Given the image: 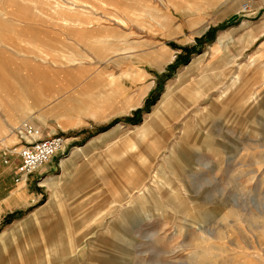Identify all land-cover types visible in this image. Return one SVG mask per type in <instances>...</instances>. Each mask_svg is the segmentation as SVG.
<instances>
[{"label": "rangeland", "instance_id": "1", "mask_svg": "<svg viewBox=\"0 0 264 264\" xmlns=\"http://www.w3.org/2000/svg\"><path fill=\"white\" fill-rule=\"evenodd\" d=\"M12 1L0 0V68L12 67L8 59L35 67L42 81L40 91L16 86L0 93V169L17 171L21 148L34 139L30 129L37 138L61 134L67 145L44 164L56 173L41 182V199L1 220L0 238L53 204L76 223L88 218L73 227L74 242L63 252L68 264H264V0H21L47 19ZM64 20L74 26L62 31ZM27 23L38 31H24ZM32 42L50 43L58 66L49 64L53 55L36 58ZM217 49L227 60L213 66L221 68L218 85L172 116L161 141L149 143L152 166L130 185L132 200L124 188L115 194L133 174L121 153L137 139L136 128L180 74L195 63L199 70L211 66ZM68 58L75 67L62 66ZM49 76L53 83L43 81ZM237 76L248 101L201 122ZM114 152L110 170L99 172ZM135 158L144 168L139 153ZM97 214L104 220L92 219Z\"/></svg>", "mask_w": 264, "mask_h": 264}, {"label": "crops", "instance_id": "2", "mask_svg": "<svg viewBox=\"0 0 264 264\" xmlns=\"http://www.w3.org/2000/svg\"><path fill=\"white\" fill-rule=\"evenodd\" d=\"M70 25L74 26L72 23ZM8 62L16 68L12 67L13 69L9 70L3 67L0 68V72H4L10 76L8 78L0 77V93H9L13 90V87L16 86L27 93L33 92L34 90L40 91L42 78L40 77L41 75H39V69L37 70L35 67L21 68L20 66H16V64L13 65L12 61L9 59ZM47 70H50V68ZM29 73L34 74L38 79L33 80L34 78L32 75H29ZM43 81L53 83L50 76ZM10 99L13 101L16 98L10 97ZM160 102L161 100L159 103ZM159 103L156 105L155 109L158 107ZM19 108L20 106L16 104V109L19 110ZM153 112L140 127L136 128V130L144 128ZM134 143L135 140L133 139L131 142L125 144L121 153L123 156L127 157L126 164L132 165L133 169L129 172L133 174L128 176L127 183L118 185L120 188L115 193L119 195L121 188H124L123 191L125 195L127 194V196H129L128 198L131 200L130 185L146 179L152 166V155L148 149L151 140L144 139L139 148H136ZM83 151V148L78 149L74 156L80 155ZM138 153L140 157L145 160L144 168L137 167L135 157ZM118 156L119 155L115 152L108 154L104 162L98 168V171L106 172L110 170L109 165L115 161ZM68 163L67 159H63V168H65ZM55 173L56 171L52 170V163L46 164L43 167H39L23 180L15 183L17 182L14 181L17 176L15 166L7 165L4 166L3 169H0V184L2 187L5 186L4 190L2 192L0 191V221L18 212V210H27V208L39 201L43 191V184L41 182L47 179L48 175ZM108 177L109 176H105L104 179H108ZM111 177L113 181H116L119 176L115 174L114 177ZM62 179H65V176H63ZM49 180L47 182L55 183L51 179ZM3 182L5 183L3 184ZM73 183L75 184L76 182ZM64 185H67V183H64ZM54 209L61 214L54 215L51 212ZM110 209V207H106L105 210L109 211ZM64 212L65 208L61 206L56 208L52 204L30 218L15 224L0 238V264H7L8 260H16V264H51L52 261H56L57 264H66L67 262L64 261L66 255H64L63 252L74 242L72 238L75 234L73 227L75 224L80 221H85L88 218L83 217L76 223L72 221V217L64 215ZM92 219L104 220V217H102L101 214H97ZM61 225L64 226V233L58 234V227Z\"/></svg>", "mask_w": 264, "mask_h": 264}, {"label": "bare ground", "instance_id": "3", "mask_svg": "<svg viewBox=\"0 0 264 264\" xmlns=\"http://www.w3.org/2000/svg\"><path fill=\"white\" fill-rule=\"evenodd\" d=\"M13 1L15 8L18 10L30 11L33 16L43 17L45 19L48 18V14L46 12L41 11L40 8H37L35 5H30L29 7H26L27 5H25L21 0H13ZM58 6L64 8L63 5L61 4ZM4 16H5L4 8L0 5V19L1 18L3 19ZM23 16H21L22 18H19V20L27 22L26 17L28 15H23ZM12 24L13 25L11 27L12 29L11 32H16L15 29L13 28L15 27V24L14 23ZM59 25L61 26L62 31H66L68 28L72 27V25H70L68 20L62 21L61 23H59ZM22 28L24 29V31L28 33L29 32L32 33V31H36V32L38 31L35 27L31 26L28 23L22 26ZM3 34L4 32H2V30L0 29L1 42H4ZM48 44L41 45L40 43L37 42L31 43V46L33 47L35 53L37 54L36 58L40 57L42 60L47 61V58H49L50 55H53L56 52L55 49L53 47H50ZM20 50L21 51L19 54L21 55V57L22 56L24 58L28 57L23 52L22 49ZM219 51H220L219 49H217L216 52L214 51V57H213L214 65L212 64L211 66L207 67L204 70H199L198 63H195L192 67L188 68L186 72L178 76V79L174 86H171L166 90L167 92L165 93L158 107L154 110L153 114L150 116L149 120L146 122L144 128L137 129L136 132L137 139H134L135 140L134 145L136 148H139L141 146V142H143L144 139L151 140L152 143H157L161 141L162 137L160 130L163 128L166 122L170 120L172 116L176 115L180 110H187L199 99H202L209 89L214 88L216 84L218 85L220 80L216 79V76L218 74L217 70H220L221 68L220 67L214 68L213 66H215L218 63L224 64L227 61L223 57V55L222 56L218 55L217 52ZM50 52H52V54H50ZM57 58H58L57 56L53 55V57L51 58L52 63L49 64L53 67H57L58 66ZM255 61L256 60L253 59L250 65H254L256 63ZM76 62H77L76 60L72 58H68L66 62L62 63L63 64L62 66L66 68L75 67L77 64ZM12 67L10 66V69H13ZM193 77L195 78L193 79ZM241 77H243V75ZM241 77L237 76L235 79H233L231 84L225 88L222 95L219 98H217L215 102L212 103L210 108L207 109L206 112L201 116V118L199 119L201 122L207 121L210 118L224 116V114L228 110H235V108L239 110L244 105L243 103L248 101L247 100L248 96L242 93V90H244L242 87L245 84L243 83V79ZM196 86H197V90H196ZM88 92L90 93L91 91ZM189 132H191V130L186 128L184 136L185 137L186 135L188 136ZM181 148H182L181 145L177 146V148H175L173 153L171 154L172 155L171 158H174L177 155V153L181 151ZM16 263H17L16 260L15 261L8 260L7 264H16Z\"/></svg>", "mask_w": 264, "mask_h": 264}, {"label": "built area", "instance_id": "4", "mask_svg": "<svg viewBox=\"0 0 264 264\" xmlns=\"http://www.w3.org/2000/svg\"><path fill=\"white\" fill-rule=\"evenodd\" d=\"M33 131L31 142L24 145L20 152L21 161L17 167V182L32 174L39 167L49 162L56 154L65 149L67 139L61 134H54L45 138H37L39 132Z\"/></svg>", "mask_w": 264, "mask_h": 264}]
</instances>
